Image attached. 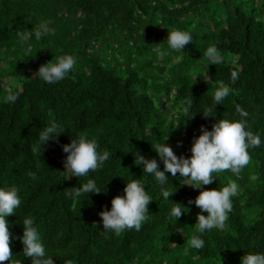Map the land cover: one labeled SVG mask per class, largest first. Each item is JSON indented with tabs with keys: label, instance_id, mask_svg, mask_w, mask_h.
<instances>
[{
	"label": "trees",
	"instance_id": "obj_1",
	"mask_svg": "<svg viewBox=\"0 0 264 264\" xmlns=\"http://www.w3.org/2000/svg\"><path fill=\"white\" fill-rule=\"evenodd\" d=\"M43 19L51 20L54 34L21 43L20 34ZM174 29L193 36L182 51L168 50L167 32ZM212 44L223 60L205 67L203 53ZM162 50L168 52L163 60ZM58 54L73 55L74 68L54 84L41 81L36 69ZM222 83L229 94L212 105ZM10 90L18 93L15 102L5 100ZM189 94L195 112L184 118L180 108ZM236 106L264 140V0H0V186L16 185L21 199L5 217L8 264H30L19 239L26 215L54 264H239L245 251L264 252V143L248 149L239 177L225 170L203 185L236 180L240 186L224 229L203 234V249L186 243L200 211L189 201L199 189L178 173L169 177L174 191L165 201L153 177L133 163L139 152L163 169L151 144L165 135L177 156L190 155L200 126L238 118ZM209 109L213 115L201 113ZM51 120L65 129L34 155L31 147ZM73 132L87 133L98 151L112 156L87 176L64 178L61 145ZM89 178L102 191L65 197L67 187ZM131 178L140 179L153 199L149 219L139 231L115 235L103 230L98 213ZM174 202L187 208L175 221L168 216Z\"/></svg>",
	"mask_w": 264,
	"mask_h": 264
},
{
	"label": "clouds",
	"instance_id": "obj_2",
	"mask_svg": "<svg viewBox=\"0 0 264 264\" xmlns=\"http://www.w3.org/2000/svg\"><path fill=\"white\" fill-rule=\"evenodd\" d=\"M51 20L38 21L33 30L20 34V42L25 43L34 38L39 41L42 37L54 34ZM168 50L182 51L184 45L193 41L190 32L182 29L168 30ZM168 54L167 50L158 53L161 60ZM203 55L207 58V64H219L223 57L215 44L209 45ZM76 61L71 54H58L55 59H49L36 69L34 75L41 81L54 84L62 79L74 68ZM237 72L231 73V79L237 78ZM229 87L220 84L212 93L213 103H220L229 94ZM18 93L9 91L5 97L7 102H15ZM193 98L189 97L182 101L180 111L184 118L191 117L195 111L191 106ZM213 108V107H212ZM238 118L224 116L214 119L210 129L200 126L198 135L192 138L190 155L177 156L172 148L165 143L167 135L162 140L151 144L163 169L158 167L155 158H145L139 152H135L134 164L141 165L143 172L150 174L159 186L162 197L169 201L170 194L174 191L168 188L169 177H182L184 184L199 189L197 195L189 201L195 204L200 211L195 216V230L191 233L186 243L193 249H203L205 240L203 234L212 229L223 230L228 214L233 208V197L238 196L240 186L236 180L229 181L222 187L205 188L203 185L212 183L217 178L215 173L225 170L230 171L235 177H239L243 168L249 163V148L259 147L264 140L258 132H253L247 127L246 117L248 113L236 106ZM203 115H213L211 109L201 112ZM184 121V120H183ZM177 121L175 123V126ZM65 127L60 126L55 120L49 121L38 133L37 140L33 143L31 151L39 155L42 146L49 139H54ZM68 143L62 144V151L66 153L63 159L64 170L69 175L84 177L90 171L103 167L112 152L109 150L98 151V142L90 138L85 132H73ZM165 172L169 173L166 175ZM144 183L138 178L124 179L122 195H113L110 199V207L102 208L98 215L101 217L103 230L119 235L126 229L139 231L144 222L149 219L148 203L153 200L146 191ZM100 187L95 180L89 178L79 186L67 187L64 195L68 199L86 197L90 192H100ZM19 189L16 185L0 186V264L10 261L12 252L9 247L10 233L5 217L16 212L21 204ZM171 201V200H170ZM187 208L174 202L168 211L170 219L175 221ZM22 234L19 236L22 242L23 254L30 258V264H54L52 256L47 255L38 227L31 215H26L22 220ZM239 264H264V252H244L240 257Z\"/></svg>",
	"mask_w": 264,
	"mask_h": 264
}]
</instances>
